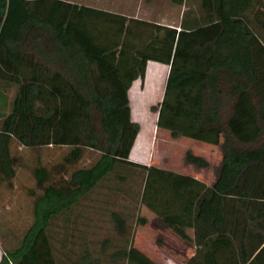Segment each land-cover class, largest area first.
Wrapping results in <instances>:
<instances>
[{
	"label": "trees",
	"instance_id": "1",
	"mask_svg": "<svg viewBox=\"0 0 264 264\" xmlns=\"http://www.w3.org/2000/svg\"><path fill=\"white\" fill-rule=\"evenodd\" d=\"M169 1L186 8L178 26L67 0H0L2 107L8 102L1 89L14 88L8 113L0 115V174L14 176L12 143L34 151L69 148L56 166L66 179L48 182L44 169L34 170L42 191L32 201V221L16 246L3 249L0 264L129 261L128 249L95 256L85 241L76 259H59L50 234L95 188L112 175L125 181L129 169L143 179L139 203L161 225L195 247L227 236L238 264H264V0ZM176 59L191 70H173L167 90L175 91L188 130L223 137L208 184L129 159L140 130L129 90L144 80L148 62ZM85 150L100 155L87 168L74 167ZM111 216L126 233L125 220ZM10 235L16 231L2 229L0 241ZM208 252L210 264H218Z\"/></svg>",
	"mask_w": 264,
	"mask_h": 264
},
{
	"label": "rangeland",
	"instance_id": "2",
	"mask_svg": "<svg viewBox=\"0 0 264 264\" xmlns=\"http://www.w3.org/2000/svg\"><path fill=\"white\" fill-rule=\"evenodd\" d=\"M67 1L167 26H178L186 10L184 6L173 5L169 0ZM172 65L163 68L161 75L158 72L153 81L145 84L138 81L130 88L131 118L140 127L130 160L189 174L208 184L219 166L223 137L218 131L194 133L188 130L187 120L175 108V91L167 90V81L173 70L191 68L187 61L180 59H176ZM188 86L183 85L181 89ZM1 91L7 96L8 103L5 107L0 105V115H6L14 88ZM11 152L15 158L14 176L6 179L0 174V231L12 229L16 235L0 241V259L3 249L16 246L32 221V201L42 191L34 170L44 169L49 177L48 182L62 181L68 176L56 166L68 155L69 148L50 146L34 151L12 143ZM99 155L96 151L85 150L73 166L87 168ZM199 161L206 162L207 166L198 165ZM52 168L60 173L54 174ZM124 176L125 181L110 176L67 216L55 222L50 234L57 258L76 259L79 244L85 241L95 256L100 252L110 256L116 250H130L132 258L120 264H210L208 251H212L218 264H235L234 248L222 247L224 243L220 238L195 247L189 244L188 238L179 235L178 229L161 225L139 203L143 186L140 172L137 169L125 170ZM112 213H118L125 220L126 233L117 231ZM105 241L106 247L103 248Z\"/></svg>",
	"mask_w": 264,
	"mask_h": 264
},
{
	"label": "crops",
	"instance_id": "3",
	"mask_svg": "<svg viewBox=\"0 0 264 264\" xmlns=\"http://www.w3.org/2000/svg\"><path fill=\"white\" fill-rule=\"evenodd\" d=\"M159 24V23H158ZM173 63H171L170 65H163V64H159L157 62H148L147 63V68H146V72H145V77H144V80L143 81H140L139 79L134 81L133 83H136V82H143V84L145 83H148L149 81H153L154 79L157 78L158 76V72H159V75L162 74V70L163 68H170ZM133 85V84H132ZM132 87V86H131ZM130 92V90H129ZM130 96V93H128V97ZM129 101H130V97H129ZM132 119V118H131ZM135 122V121H133ZM137 123V122H136ZM138 124V123H137ZM134 147V146H133ZM133 150V148H132ZM132 150H131V153H130V157L129 159L131 158V155H132ZM214 238H220L219 240L223 241V245L222 247H225V246H232V243L229 241L228 237L227 236H218V237H214ZM213 240V238H212ZM217 240V239H216ZM203 246V245H202ZM200 247V246H199ZM217 260V259H216ZM234 262L235 264H238L237 263V260H236V256H235V253H234Z\"/></svg>",
	"mask_w": 264,
	"mask_h": 264
}]
</instances>
